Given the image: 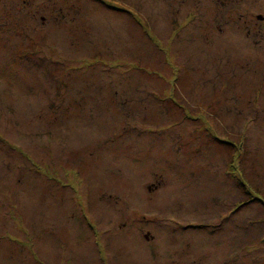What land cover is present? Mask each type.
Segmentation results:
<instances>
[{"label":"rangeland","instance_id":"obj_1","mask_svg":"<svg viewBox=\"0 0 264 264\" xmlns=\"http://www.w3.org/2000/svg\"><path fill=\"white\" fill-rule=\"evenodd\" d=\"M0 225V264H264V0H0Z\"/></svg>","mask_w":264,"mask_h":264},{"label":"crops","instance_id":"obj_2","mask_svg":"<svg viewBox=\"0 0 264 264\" xmlns=\"http://www.w3.org/2000/svg\"><path fill=\"white\" fill-rule=\"evenodd\" d=\"M1 224H3V223H1ZM2 229H4V228H3V226L1 227V225H0V233H2L1 232ZM6 231H9V230L6 229ZM1 235H0V237H1ZM0 248H1L0 249L1 255L4 256V254L6 253V255H10L11 257L14 256V254L16 253V250H17V249H15V244H9V243H3V244L1 243ZM9 248H12V249H9ZM9 264H11V261L9 262Z\"/></svg>","mask_w":264,"mask_h":264},{"label":"trees","instance_id":"obj_3","mask_svg":"<svg viewBox=\"0 0 264 264\" xmlns=\"http://www.w3.org/2000/svg\"><path fill=\"white\" fill-rule=\"evenodd\" d=\"M244 185H246L245 181H244V184H243V185L241 184V186L244 187ZM247 186H248V185H247ZM249 186H250V185H249Z\"/></svg>","mask_w":264,"mask_h":264},{"label":"flooded vegetation","instance_id":"obj_4","mask_svg":"<svg viewBox=\"0 0 264 264\" xmlns=\"http://www.w3.org/2000/svg\"><path fill=\"white\" fill-rule=\"evenodd\" d=\"M144 236H145L146 238H149V236H148L147 234H144Z\"/></svg>","mask_w":264,"mask_h":264}]
</instances>
